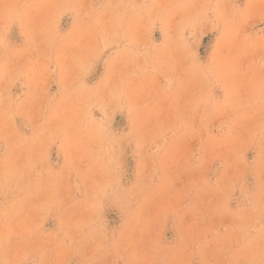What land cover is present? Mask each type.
Here are the masks:
<instances>
[{
	"label": "rangeland",
	"instance_id": "obj_1",
	"mask_svg": "<svg viewBox=\"0 0 264 264\" xmlns=\"http://www.w3.org/2000/svg\"><path fill=\"white\" fill-rule=\"evenodd\" d=\"M0 264H264V0H0Z\"/></svg>",
	"mask_w": 264,
	"mask_h": 264
}]
</instances>
